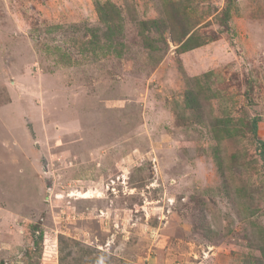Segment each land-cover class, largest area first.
Segmentation results:
<instances>
[{
  "label": "rangeland",
  "instance_id": "1",
  "mask_svg": "<svg viewBox=\"0 0 264 264\" xmlns=\"http://www.w3.org/2000/svg\"><path fill=\"white\" fill-rule=\"evenodd\" d=\"M261 143L264 0H0V264H264Z\"/></svg>",
  "mask_w": 264,
  "mask_h": 264
},
{
  "label": "trees",
  "instance_id": "2",
  "mask_svg": "<svg viewBox=\"0 0 264 264\" xmlns=\"http://www.w3.org/2000/svg\"><path fill=\"white\" fill-rule=\"evenodd\" d=\"M97 10H101V8H100V6L99 5H97ZM93 45V44H92ZM102 47H104V49L105 50H112V49H114L113 48V46H111V45H106V44H104V43H102V45H101ZM188 94H190V92H187ZM191 98H193L192 96H191V94L189 95V97H187V100L189 101V103H190V106L192 107V103L193 102H191ZM262 144V143H261ZM263 145V149H264V144H262ZM263 157H264V151H263Z\"/></svg>",
  "mask_w": 264,
  "mask_h": 264
}]
</instances>
